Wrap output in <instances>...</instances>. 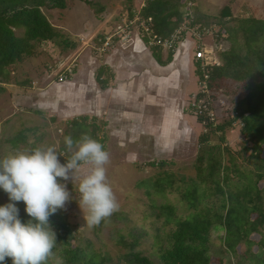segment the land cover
Segmentation results:
<instances>
[{
    "label": "rangeland",
    "instance_id": "rangeland-1",
    "mask_svg": "<svg viewBox=\"0 0 264 264\" xmlns=\"http://www.w3.org/2000/svg\"><path fill=\"white\" fill-rule=\"evenodd\" d=\"M93 1L97 6L104 7V11L99 15L102 21L80 0H67V8L64 10L42 9L50 23L61 33L76 40L79 47L67 52L50 42L43 43L34 57L26 58L20 64L9 67V84L4 85L5 90L0 92V157L13 152L3 142L5 138L22 128H38L36 135L42 134V141L36 142L35 137L29 134L27 147L29 148L33 143L41 148L53 146L58 153L65 155H60L58 158L62 164H66L67 157L61 146L69 121L82 115L92 118V121L95 119L103 130L99 132V136L105 134L106 137V151L110 153V163L106 166L107 177L116 195L119 209L104 221L103 228L95 235L93 227L89 228L83 219L78 203L80 194L69 179L60 181L67 185L70 199L65 208L58 210L57 213H66V220L71 229L76 235L89 238L97 251L109 252L112 256L118 254L120 246L117 243L119 238L117 229H122L123 233L136 229L146 232L140 249L146 253H154L157 244L150 222L155 219L146 216L150 211V204L172 203L179 206L178 199L183 184L185 185L182 179L188 181L195 174L193 164L198 153V139L204 131L203 125L197 120L190 107L194 95L200 89L193 65L195 46L197 42L198 44L202 42L212 56L216 57L219 51L228 48L229 43L226 40L216 43L215 35L219 28L217 25L214 30H210V34L199 41L188 32L184 41L177 44L176 50V57L182 53L188 56L187 76L183 72L178 75L177 85L175 88L171 87L174 90L164 94L157 91L154 95L153 89L151 91L147 89L144 94L154 100L146 101L138 108L130 99L121 98V93L118 95L114 93L117 87V89L122 88L119 86L121 80L117 77L125 67L121 65L122 55L126 58L130 54L119 52L113 63L111 57L108 59V54L116 48L120 49L121 42L113 41L109 48L99 52L95 50L96 43L92 38L98 33L110 35L118 25L129 18V7L133 8L134 12H139L145 0ZM187 1L192 10L210 16L216 15L218 8L224 2V0ZM236 13L238 18L264 17V0H241ZM135 15L138 14H134L133 17ZM234 25L236 23L228 22V27ZM131 36L130 43L139 44L147 49L146 65L139 72L137 71L140 68L135 67L131 70L134 73L132 75L140 77V82L143 81L144 76L139 74L145 71L151 76L158 73H161L160 76H167L169 71L154 62L149 55V47L136 35L135 30ZM163 54L165 58V53ZM133 63L131 62L132 65ZM100 67L109 68L102 77L107 79L104 88L95 79L96 71ZM173 67H177V60L173 63ZM25 80L29 83L18 84ZM136 83L137 87L143 90L139 82ZM147 84L144 82V85ZM137 87L132 88L134 99L137 98L136 93L139 89ZM211 93L215 96L209 99L214 114L213 120L221 123L227 118L225 110L233 101L243 97L244 90L242 84L226 80ZM169 116H173L178 121L173 125H167L165 118ZM216 137L211 138L215 140ZM225 137L230 152L238 163H242L244 155L242 147L245 141L240 133L239 123L236 122L227 130ZM19 151L25 150L21 146ZM224 157L226 162L228 155L225 153ZM150 161H164V163L162 166L152 167L147 165ZM241 166L242 169L251 168L245 163ZM88 170L89 168L85 167L82 175ZM165 174L172 175V185L169 176H164ZM258 185L263 187L264 182H259ZM159 186L165 187L163 194L157 191ZM0 202L3 204L10 202L8 194L2 189ZM16 206L19 211L26 213V205L23 202H17ZM261 232L264 234V227ZM256 238L253 236V239ZM222 239V232L212 234L211 264H217L219 258H223L224 262L229 260L234 262L230 255L226 256L220 252Z\"/></svg>",
    "mask_w": 264,
    "mask_h": 264
},
{
    "label": "trees",
    "instance_id": "trees-1",
    "mask_svg": "<svg viewBox=\"0 0 264 264\" xmlns=\"http://www.w3.org/2000/svg\"><path fill=\"white\" fill-rule=\"evenodd\" d=\"M80 1L102 21L99 15L104 7L97 6L93 0ZM240 2L224 0L214 16L192 10L187 0H145L139 12L129 7V18L136 13L142 19L151 18L153 32L161 38L169 37L181 24L200 31L209 27L214 30L217 25L216 43L223 40L229 43L228 48L217 54L219 66L202 69L201 61H194L197 81L201 84L205 80L208 88V94L196 93L190 104L192 112L204 127L193 164L195 174L188 181L182 179L185 185L180 192L178 207L172 203L150 204L146 216L155 219L150 222L157 244L154 253L140 249L146 232L136 229L126 233L117 229L118 254L112 256L109 252L97 251L89 238L80 237L71 229L66 213H56L49 220L56 233L54 258L49 264H55L56 258L61 259L63 264H211V238L213 233L219 232L223 233L220 252L230 255L234 262H224L223 258H219L217 264H264V234L261 232L264 227V186L258 185L264 182V17L238 18L236 11ZM43 8L64 10L67 0H0V92L5 90L4 85L9 84V67L34 57L43 43L50 42L67 52L78 47L76 40L50 23L42 12ZM228 22L236 25L228 27ZM185 35L182 32L180 39L183 40ZM105 37L98 33L92 41L100 46ZM141 39L146 44V39ZM149 49L154 60L165 66L172 61L177 44L167 51L165 58L158 48ZM105 71L100 67L95 77L102 88L107 83V79L102 78ZM226 80L242 84L244 95L225 110L226 120L216 123L208 115L212 110L209 99L215 97L211 92ZM25 83L29 81L18 84ZM202 97L207 99V109L200 114L196 104ZM236 122L245 141L242 163H238L230 152L225 137V132ZM68 124L65 137L79 140L87 134L106 150L105 134L99 136L103 130L95 119L92 121V118L82 115ZM37 130L19 129L3 142L13 152L19 151L21 146L23 150H32L37 147L34 143L27 147L29 134L35 137L36 142H41L43 138L42 134L36 135ZM61 150L67 158L70 156L64 140ZM225 153L228 155L226 162ZM163 163L150 161L147 165L155 167ZM243 163L251 168L242 169ZM164 176H169L172 185V175ZM164 189V186H159L157 191L163 194ZM3 205L0 202V206ZM19 217L23 223L30 219L21 211ZM103 224L104 221L93 227L95 235L101 231ZM253 236L257 238L253 239ZM5 264H12L11 259L8 258Z\"/></svg>",
    "mask_w": 264,
    "mask_h": 264
},
{
    "label": "clouds",
    "instance_id": "clouds-1",
    "mask_svg": "<svg viewBox=\"0 0 264 264\" xmlns=\"http://www.w3.org/2000/svg\"><path fill=\"white\" fill-rule=\"evenodd\" d=\"M68 153L62 164L55 147H37L0 157V189L9 203L0 206V264L8 258L12 264H49L54 258L56 233L50 217L64 209L70 199L67 185L72 180L79 192V206L89 228L99 226L119 209L114 190L108 181L106 166L110 153L87 134L74 140L64 138ZM88 167L86 174L82 170ZM17 202L26 205L30 217L23 223ZM55 264H63L59 258Z\"/></svg>",
    "mask_w": 264,
    "mask_h": 264
},
{
    "label": "crops",
    "instance_id": "crops-1",
    "mask_svg": "<svg viewBox=\"0 0 264 264\" xmlns=\"http://www.w3.org/2000/svg\"><path fill=\"white\" fill-rule=\"evenodd\" d=\"M131 38H132V36H131ZM129 41L130 40H128L127 42H124V43L121 42L120 49L116 48L112 52H110V54H108V59L111 57V61L113 60V63H114L115 57L119 54V52L120 53L124 52L125 54L128 52V54H130V56H127L126 58L124 55H122L123 61L121 62V65H122V67L125 65V67H124L125 71L123 69V71L119 72V74L117 75V77H119L118 80H121V83H119V86L122 88L117 89L118 88L117 87L116 89H114V91H115L114 93H115V95H118L121 93L122 94L121 98L125 99V97H126L127 99H130L133 103H136V106H138V108H140L142 106V104L145 103L146 101L151 102L149 100H154V99L147 98L146 93L144 94L145 91H148L147 89H150V91H151V89H153L152 93L154 95L156 94L157 91H160L161 93L164 94V93H167L169 90H174L171 87L175 88V86L177 85V80H178L177 76L178 75L180 76L182 72L185 76H187V65H188L189 61H188V56L186 54L184 55V53H182V55L179 54L176 57V55H177L176 54L177 49H176L172 61L169 64L162 66V67H166L165 69L169 71L167 76H160L161 73L153 74V76L147 75L145 68H144L145 73L139 74L137 72H139L142 69V67H144L146 65V59H147L146 51H147V49L145 47L139 45V44L138 45L132 44V43H130L131 41L130 42ZM182 41H184V39ZM121 47H123V48H121ZM181 51H183V50H181ZM149 52H150V54H149L150 57L154 60V58L152 57L151 51H149ZM161 53H162V56L164 55L163 53H165V56H167L166 51H163ZM176 60H177V67L174 68L173 63ZM131 62H134L133 65L131 64ZM154 62L157 65H159L155 60H154ZM135 63L137 64L136 66H135ZM193 65H194V62H193ZM137 66L140 69L136 72V74H139L140 76L141 75L144 76L143 81H141V82L139 81L140 77H135L134 75H132L134 73L131 70H134V68ZM159 66H161V65H159ZM105 70L108 72L109 68L106 67ZM164 74H165V72H164ZM136 81L139 82V85L141 86V88H143V90L142 89L140 90V88L137 87L138 85H136L137 84ZM144 82H146L148 84L144 85ZM133 87H137V89L139 88L138 92H140V94H138V92L135 91V92H137L136 93L137 98H135L136 100L134 99V96L132 95V94H134V93H132ZM129 89L131 91H129ZM126 90H128V92ZM129 92H131V94ZM170 112H171V110H170ZM171 119L173 121H171ZM165 121H167V123H168L167 125H173V123L174 122L176 123L178 120L176 118H174L173 116L172 117L169 116L168 118H165Z\"/></svg>",
    "mask_w": 264,
    "mask_h": 264
},
{
    "label": "built area",
    "instance_id": "built-area-1",
    "mask_svg": "<svg viewBox=\"0 0 264 264\" xmlns=\"http://www.w3.org/2000/svg\"><path fill=\"white\" fill-rule=\"evenodd\" d=\"M135 30V33L140 38L144 37L146 39V45L149 48H158L162 51H169L172 50L175 44H178L182 40L180 39L181 33L185 32L186 34L188 32H191L194 37L199 41L202 40L204 37H206L208 34L211 33L210 28L203 29L202 31L198 30V28L191 29L187 27L185 24H181V26L175 30L173 34H171L167 38H161L158 35H156L153 32L152 28V22L151 18L142 19L138 15H135L133 18H126L124 23L121 25H118L110 35L106 36L104 41L101 42V45L96 47L99 52L105 51L107 48L110 47L111 43L113 41H119V42H127L130 40L131 35L133 31ZM205 47V45L201 42L196 44L195 46V54L194 59H199L201 61V67L202 69L206 66H219L220 65V59L218 55L212 56ZM212 56V57H211ZM204 78H206V75H204ZM200 85V89L198 92L203 94H208V88L206 81H202ZM207 99L206 97H202L200 100H198L196 104V109L198 113H202L203 110H206L207 106ZM194 104V103H193ZM195 105V104H194ZM208 115L211 117V119H214V114L212 110L208 112Z\"/></svg>",
    "mask_w": 264,
    "mask_h": 264
}]
</instances>
